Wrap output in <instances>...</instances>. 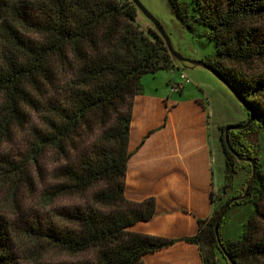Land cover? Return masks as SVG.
<instances>
[{
  "label": "trees",
  "instance_id": "16d2710c",
  "mask_svg": "<svg viewBox=\"0 0 264 264\" xmlns=\"http://www.w3.org/2000/svg\"><path fill=\"white\" fill-rule=\"evenodd\" d=\"M168 1L184 26L206 28L216 43V58L207 63L255 112L247 129L230 132L236 152L257 165L248 196L229 208L255 204L243 234L222 238L227 214L219 226L221 244L215 234L221 211L252 175V165L224 143L226 182L211 194L213 216L182 240L200 247L203 264H219L218 252L228 264H264L258 202L264 200V0ZM139 14L131 0H0V152L29 131L24 153L0 154V184L14 190L0 199V264H52L54 250L73 258L61 264H146V253L178 241L130 230L156 213L154 198L139 203L125 196L134 99L144 93L145 75L178 68L163 38L153 26L144 28ZM47 156L60 169L53 174L56 183L38 193L33 170L41 174ZM21 194L39 196L29 224L22 219ZM65 197L80 201L55 208ZM40 209L48 216L41 217ZM82 255L90 260L77 261Z\"/></svg>",
  "mask_w": 264,
  "mask_h": 264
},
{
  "label": "crops",
  "instance_id": "0c3cea01",
  "mask_svg": "<svg viewBox=\"0 0 264 264\" xmlns=\"http://www.w3.org/2000/svg\"><path fill=\"white\" fill-rule=\"evenodd\" d=\"M176 82H170L167 93L144 89L134 99L125 196L139 203L154 198L156 213L130 230L178 240L146 253V264H203L200 247L182 239L195 236L199 221L214 213L216 140L210 104L206 95Z\"/></svg>",
  "mask_w": 264,
  "mask_h": 264
},
{
  "label": "rangeland",
  "instance_id": "374dc122",
  "mask_svg": "<svg viewBox=\"0 0 264 264\" xmlns=\"http://www.w3.org/2000/svg\"><path fill=\"white\" fill-rule=\"evenodd\" d=\"M142 4L160 21L166 32L169 34L172 44L177 52L186 58L193 60H213L216 58V43L206 36V28L202 25H196L194 29H189L184 26L177 17L174 16L170 9L168 0H140ZM139 23L147 28L150 24L147 19L140 13L138 17ZM183 84L187 86V90L191 88L198 96L206 95L210 104L211 115V131L213 134V140L215 144V180L216 190L222 188L225 185V154H224V138L221 137V127L238 125L243 121L248 120L249 115L244 106L234 96V94L225 86L212 72L202 67H189L184 69H175L170 71H160L155 75L148 74L142 78V84L147 93H167L168 85L170 82ZM189 83H186V80ZM170 86V85H169ZM159 89V91H158ZM178 94H176L177 96ZM179 96V95H178ZM178 98V97H177ZM28 132H21L18 134L12 142L5 143L3 148L1 146V152L8 154L7 156L18 157L25 152L28 139ZM0 152V154H2ZM41 174L33 170V175L38 179L39 192L53 186L54 181L53 174L56 170L60 169V166L50 157L47 156L41 163ZM238 175L235 182H238ZM235 186V184H234ZM12 189L7 183L0 184V199L5 198L9 189ZM214 190V193L217 191ZM239 192L241 186L238 188ZM14 194V190L12 192ZM233 193V192H232ZM231 193V194H232ZM230 194V195H231ZM241 194V193H240ZM229 195V196H230ZM38 195L36 199H38ZM24 205V215L22 219L28 224L30 223V214L36 211V199L35 197H25L23 194L19 197ZM80 199L76 197H65L60 199L55 208H72L75 204L79 203ZM259 208L264 211V200H258ZM6 207L4 206V209ZM256 209L255 204L251 202H245L233 206L226 216V222L224 223L221 234L225 240H238L243 234V228L249 221V218ZM40 211L41 217H47L48 212L46 210ZM6 212V211H5ZM153 219V218H152ZM151 219V220H152ZM22 244H29L27 240H22ZM34 247L29 246L31 250ZM25 254V253H24ZM48 262L52 264H61L65 261L72 260V257H68L65 254L60 253L57 250L51 251ZM218 258L220 264H228L226 260L222 258V255L218 252ZM19 255L22 259L23 250H19ZM90 260L89 255L80 256L77 261L87 262ZM23 264H26L25 262Z\"/></svg>",
  "mask_w": 264,
  "mask_h": 264
},
{
  "label": "water",
  "instance_id": "95a60500",
  "mask_svg": "<svg viewBox=\"0 0 264 264\" xmlns=\"http://www.w3.org/2000/svg\"><path fill=\"white\" fill-rule=\"evenodd\" d=\"M131 1L133 2V4H135V6L139 10V12L147 19V21L153 25L156 32L163 38V40L166 44V47L169 51V54H170L171 58L173 59L175 65L178 68L184 69V68H189V67H193V68L202 67V68L209 70L225 86H227L229 88V90L234 94V96L239 100V102L247 110L250 111V117L248 118V120L245 123L233 125V126H227V128L225 130L224 143H225L226 147L234 156H236L238 158L239 161L248 162L252 165V175H251V178L249 179V181L247 182L245 190L243 191V193L230 199V201L225 205V207L221 211V214H220V216H219V218L215 224V234H216V237H217L219 243L221 244L220 234H219V226L222 223L223 219L225 218V216H226L229 208L232 206V204H234L235 202L245 200L246 197L248 196L250 188H251V186L255 180V177H256V168H257L256 162L253 159L241 157L236 152V150L232 147V145L230 143V132L231 131H241V130L247 129L253 123V121L255 119V112L242 99V97L239 95V93L237 91H235V89L225 80V78H223L210 64H208L206 61H203V60H193V59L186 58L183 55H181L179 52H177L176 49L174 48L173 44H172V41L170 39L169 34L166 32V30L164 29V27L162 26L160 21L142 4V2L140 0H131Z\"/></svg>",
  "mask_w": 264,
  "mask_h": 264
},
{
  "label": "built area",
  "instance_id": "2783aa9c",
  "mask_svg": "<svg viewBox=\"0 0 264 264\" xmlns=\"http://www.w3.org/2000/svg\"><path fill=\"white\" fill-rule=\"evenodd\" d=\"M189 82H190V81L187 79V80H186V83H189ZM175 89H180V87H179V86H176Z\"/></svg>",
  "mask_w": 264,
  "mask_h": 264
}]
</instances>
